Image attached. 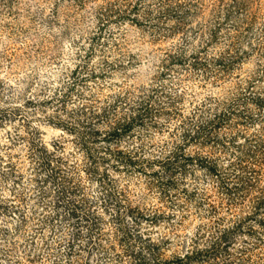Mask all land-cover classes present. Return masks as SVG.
<instances>
[{"label": "rangeland", "instance_id": "rangeland-1", "mask_svg": "<svg viewBox=\"0 0 264 264\" xmlns=\"http://www.w3.org/2000/svg\"><path fill=\"white\" fill-rule=\"evenodd\" d=\"M0 264H264V0H0Z\"/></svg>", "mask_w": 264, "mask_h": 264}]
</instances>
